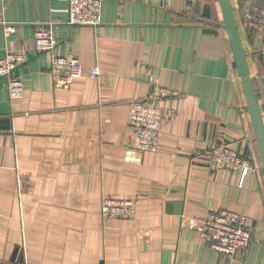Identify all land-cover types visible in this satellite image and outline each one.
Segmentation results:
<instances>
[{"label":"crops","instance_id":"obj_1","mask_svg":"<svg viewBox=\"0 0 264 264\" xmlns=\"http://www.w3.org/2000/svg\"><path fill=\"white\" fill-rule=\"evenodd\" d=\"M229 2L264 126V33L242 16L264 0ZM67 8L0 0V59L7 48L28 55L15 71L20 98L0 79V264H264V166L218 0H103L97 27L69 26ZM9 24L16 33L5 38ZM44 24L61 42L52 53L32 49ZM58 53L84 67L67 88L48 71ZM154 84L173 115L157 151L137 162L129 104ZM219 144L248 162L245 176L210 162ZM105 197L133 201L134 218L105 219ZM223 210L244 216L251 234L234 262L197 231Z\"/></svg>","mask_w":264,"mask_h":264},{"label":"built area","instance_id":"obj_2","mask_svg":"<svg viewBox=\"0 0 264 264\" xmlns=\"http://www.w3.org/2000/svg\"><path fill=\"white\" fill-rule=\"evenodd\" d=\"M102 1L68 0V8L65 10L68 15L67 24L99 26ZM242 16L248 28L264 33V6H246L242 10ZM55 28L53 24L38 25L35 28L32 39V49L35 52L52 53L60 47L61 42ZM16 29L14 25H6L5 38L15 34ZM27 59L26 50L11 48H7L4 57L0 59V79L5 80L11 99L23 95L24 84L22 79L15 75V71L27 62ZM48 71L57 88H67L73 80L84 75V67L76 58L61 53L52 55ZM99 75L100 70L97 67L90 68L91 79H97ZM167 96L163 87L154 84L145 99L130 102L128 125L136 136V144L128 154L130 160L138 162L144 153L157 151L161 121L163 117L173 115L171 110L163 113L157 105ZM206 152L215 168L238 169L242 176L249 170L248 162L228 144L213 146ZM100 212L107 220L133 219L136 213L133 201L108 197L102 200ZM197 231L203 243L229 262H234L238 254H244L251 241L245 217L224 210L207 212L205 218L197 225Z\"/></svg>","mask_w":264,"mask_h":264},{"label":"water","instance_id":"obj_3","mask_svg":"<svg viewBox=\"0 0 264 264\" xmlns=\"http://www.w3.org/2000/svg\"><path fill=\"white\" fill-rule=\"evenodd\" d=\"M218 2L221 8L224 21V28L228 35L234 63L240 78L242 90L251 115V121L253 124L255 137L264 166V126L257 99L255 96L254 87L250 78L246 55L241 44L239 31L229 0H218Z\"/></svg>","mask_w":264,"mask_h":264},{"label":"trees","instance_id":"obj_4","mask_svg":"<svg viewBox=\"0 0 264 264\" xmlns=\"http://www.w3.org/2000/svg\"><path fill=\"white\" fill-rule=\"evenodd\" d=\"M262 6H264V5H262Z\"/></svg>","mask_w":264,"mask_h":264}]
</instances>
